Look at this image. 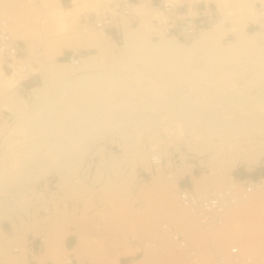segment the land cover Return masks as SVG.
Returning <instances> with one entry per match:
<instances>
[{
  "label": "rangeland",
  "instance_id": "374dc122",
  "mask_svg": "<svg viewBox=\"0 0 264 264\" xmlns=\"http://www.w3.org/2000/svg\"><path fill=\"white\" fill-rule=\"evenodd\" d=\"M48 1L52 4L58 3L56 13L60 15L62 23L53 18L51 13L45 12L43 6L48 4ZM75 1L81 2L74 4ZM202 1L214 5L228 23L223 27L222 34L218 35V45L228 47L240 55L243 51L240 45L242 38L251 39L253 44L257 45L263 43L258 29L254 27L259 23V18L250 0ZM17 2L27 6L20 7V11L7 7L6 15L0 19L9 21L12 36L25 43L28 52L34 57L35 64H31L25 57V60L12 66L14 75H11L9 70L4 72L1 68L0 71V186L6 189L11 186L8 183L19 185L18 178L22 176V180L25 175H8V172L5 173L6 169L14 167L17 170L22 165V159L29 160L37 154H32L35 141L30 142L27 135L29 128L26 130V127H34L35 124L37 129L42 127L39 122L32 125L29 123L30 119L42 115L45 111L44 104L46 106L52 101L67 102V99H72V95L69 97L71 92L65 90L69 88L66 89L67 85L70 86L69 83L78 78L118 75L127 71L125 62L120 63L124 60L121 47L125 43V27L129 31L142 32L150 44L163 39L174 40L182 47L191 48L190 52L197 57L200 52L192 46L199 36L222 28L207 29L196 37L186 34L176 37L164 36L152 25L156 14L149 7L140 5L134 10L133 18L123 20L122 31L119 33L92 30L85 34L82 22L105 10L108 0H72L68 5L61 0H40L39 5L25 0ZM25 8L30 11L25 12ZM60 24H63L64 28ZM154 34H157L158 38H152ZM92 42L94 46L90 45ZM85 43L89 46L81 48ZM35 44L41 45V55L32 53ZM74 49L81 51L83 60L90 55L96 57L98 64L87 70L82 67L83 63L82 68L71 66L66 59ZM24 63L28 64L30 71L39 76L41 81L31 92L18 88L19 83L26 79L21 73ZM254 64L255 62L252 65ZM131 65L135 67L133 70ZM131 65L129 68L132 72H142L140 64ZM59 70L69 72V76L65 80L60 76L58 78L54 73ZM194 72L198 74V71ZM125 79L126 89H122L123 93L121 89L118 95L110 91L106 93V98L116 104L122 96L124 100L132 97V93L127 91L136 92L135 87L139 91L143 89V104L135 113L138 118L136 124H133L135 127L127 125L130 126L127 128L122 124L125 128H121L120 124L121 127L114 124L112 128L108 124L103 138L98 136L95 129H91V136L88 127L80 132L81 138L79 134L74 135L79 137L77 139L69 136L61 139L49 138L52 140L50 141L47 137L46 140L49 141L45 142H49V145L40 148L38 157L45 159L44 162L47 163L51 161L49 164L54 167H51L43 178H34L30 183L21 181L17 191L0 195V205L5 199L10 201L3 202L6 213L0 214V245L8 252V258L15 264H65L69 256L88 264H179L175 261L178 257L183 261L181 264H217L218 256H229L230 249L238 247L242 256L251 258L253 264H264V252L263 255L256 256L253 249L254 242L264 234V198L253 208H248L257 194L264 193V189L253 193L246 202L229 209L223 217L221 227L204 230L196 217L180 208L176 181L166 179L168 173L183 179V183L190 178V185L196 192L208 193L213 189L228 187L233 176L264 178V172H261L264 171V156L251 168L240 163L233 166L231 160L236 159V156H217L216 148L210 146L207 141H196L190 135L170 133L165 124L167 117L156 114L150 104L162 88L159 81H145L139 78L140 81L135 75ZM41 91H44L43 94ZM34 93H38V96ZM155 124L160 127L157 128ZM85 131L88 133L85 134ZM83 134L85 137L82 138ZM261 134L252 135L256 138V152H264V131ZM133 140L137 146L136 151L145 149L143 156L130 152L128 145ZM106 143L121 147L119 159L115 160L110 156L113 163L111 167H105L100 161L90 175H84L83 166L89 153L99 149L101 154L105 155L103 146ZM79 151L81 162L72 165L76 158L79 160ZM74 154H77V157ZM155 154L163 157V167L151 165L150 157ZM64 158L69 162H65ZM12 160L14 162H11ZM156 185L160 186L159 192H154ZM185 222H189L190 229L199 235L198 243L187 240L182 231ZM163 223L172 224L181 237L190 243L197 252L196 258L179 252L173 243L160 238ZM131 236L145 243H154L155 246L149 250L129 246L125 239ZM31 237L45 238V245L40 253L28 250L27 243ZM14 247L19 248V253L13 252ZM123 254L126 257H118Z\"/></svg>",
  "mask_w": 264,
  "mask_h": 264
},
{
  "label": "bare ground",
  "instance_id": "6f19581e",
  "mask_svg": "<svg viewBox=\"0 0 264 264\" xmlns=\"http://www.w3.org/2000/svg\"><path fill=\"white\" fill-rule=\"evenodd\" d=\"M17 1L18 0H1L0 17L6 15L5 11L8 9L7 7L18 11L20 7L25 6ZM80 2L81 1H75L74 4H79ZM57 6L58 3L52 4L49 2L43 7L45 8V12L51 13L53 18L62 23L60 15L56 13ZM27 8H25V12L30 11ZM22 9L24 11V8ZM60 26L63 27V24H60ZM124 31H126L125 43L124 46L121 47V52L125 61L123 60V62L121 61L120 63L122 64L125 62V69L127 71L121 72L118 75L111 74L102 77H100V75L96 77H81L73 81V83H69L70 86L67 85L66 89L69 88L67 91L65 90V92H71L70 95H68L69 97L72 95L70 97L72 99L69 101L67 99V102L59 100L55 102L52 101V103L47 104L48 106L44 104V114L42 113L41 116L34 117L33 120L30 119L31 122L29 123L32 125L39 122L42 127L37 129L35 127L36 124L34 127H26V130L29 128L27 135L30 137V142L33 143V140L35 141L33 143L34 147H32V154L35 152L37 154L33 155L34 157L32 156L33 158L29 160L27 158L22 159V161L20 160L22 165L17 170L13 167L15 171H13L12 167L9 169L3 168L7 170L5 173L8 172V175L14 174L15 177H19L22 173H25L26 176L24 175L22 180L20 179L22 176L18 178L21 184V181L30 183L34 178H37V180L43 178L49 169L54 167L49 164L51 161L47 163L44 162L46 161L45 159L42 160L38 157V153L41 151L40 148L49 145V142H45L49 141V138L61 139L76 134H79L81 138L82 134L80 132L87 127L90 128L89 130L92 129L94 131L95 129V131L98 132V136L102 137L105 135L106 129H108V124L109 126L111 125L112 128L114 124L115 126H119L120 124L122 127H119L121 128H128L130 126L135 127L133 124H136L138 120L135 113L138 109H141V105L143 104L141 98L143 96L142 94L145 93L144 90L140 89L139 91L138 88L135 87L136 92L127 91L132 93V97L135 98L130 97L124 100L123 96H120L121 98L116 104L106 98V93L110 91L118 95L120 93L119 89H121V92L123 88L126 89L124 86L125 78L134 75L137 79L140 78L145 81L156 79L162 85L159 95H157L156 98L154 97V99L150 101V104L155 109L156 114L167 117V123L165 124L170 133L190 135L191 138L196 141L198 139L207 141L210 146L216 148L217 156L222 154L230 155L231 158L236 156V159L231 160L233 166L234 164L240 163L251 168L252 165L259 163V160L264 156V152H256V138L252 135H258L264 131V42L261 43V45H257L256 43L253 44L251 39L242 38L240 40V45L243 51L239 55L230 48L218 45L216 42L218 35L222 34L224 31L222 27L219 30L201 34L194 45L192 44V48L200 52V56L197 57L192 55L190 52L191 48L182 47L174 40L163 39L157 43L150 44L149 41L147 42L142 32L129 31L126 27ZM93 42L90 44L91 46H94ZM85 44H82L81 48L84 46L87 48L89 46ZM255 44L256 46H254ZM254 62L256 65H252ZM131 63L140 64L142 66V72H132L130 70L131 68H129ZM262 63L263 65H261ZM96 64H98L96 63V57L94 58V56L90 55L83 60L82 67L86 68L85 70H87V68L92 69ZM243 65L248 66H246V68ZM130 67H132V70L135 68L132 65ZM194 71H198V74ZM54 74H57L58 78L63 77V80L69 76V72L67 73L62 70ZM116 76H118V78ZM42 92L44 91H41V93ZM66 97L68 96L66 95ZM146 100L144 102L147 103ZM151 105L148 104V106ZM17 115L16 116L19 117L18 113ZM24 121L26 122V120ZM39 124L37 126H39ZM122 124L126 126L124 127ZM155 125L157 128L160 127L158 124ZM92 130L91 132L89 131L91 136ZM88 131H85V134L86 132L88 133ZM47 137L49 140H46ZM83 137H85V135L82 136V138ZM74 138L77 139L79 137L74 136ZM90 139L92 140V138ZM134 140L128 145L130 152L143 156L145 149L136 151L137 146H135L136 144L134 143L136 140ZM72 150H70V152ZM75 150L78 151V149ZM72 153H74V151ZM76 155L75 157H77ZM78 155L79 160L76 158V160L72 162V165L81 162L80 151ZM82 155L83 153L81 156ZM19 158L21 159V157ZM65 158L64 160L67 162L68 160L66 161ZM55 161L56 160H54V162ZM61 161L63 162V159ZM100 161L106 165L105 167H111L113 164L111 157L107 154H101L99 162ZM11 162H14V160ZM17 162L15 164L16 166ZM20 183L19 185L8 183V185H11L10 187L8 186V189L0 186V195L3 193L5 195L8 193L12 194L18 190L17 187L20 186ZM159 187V185H156L154 192H159ZM262 198H264V193L257 194L255 199L249 203L248 208H253ZM3 202L10 203L7 199L1 202L0 214L6 213V206ZM182 231L189 242H199V235L190 229L189 222L184 223ZM178 234L180 235V233ZM253 249L256 256L264 252V234L254 242ZM118 257H126V255L123 254ZM175 261L179 264L183 262L182 259L178 257L175 258ZM0 264H15L8 258V252L1 245Z\"/></svg>",
  "mask_w": 264,
  "mask_h": 264
},
{
  "label": "built area",
  "instance_id": "2783aa9c",
  "mask_svg": "<svg viewBox=\"0 0 264 264\" xmlns=\"http://www.w3.org/2000/svg\"><path fill=\"white\" fill-rule=\"evenodd\" d=\"M10 1V0H5ZM30 1L33 5H39L40 0H25ZM62 3L68 5L72 0H61ZM108 6L93 18L85 19L83 23V33L87 34L92 30H100L105 33L122 31V22L124 19L134 17V10L144 5L149 7L155 14L156 19L152 21L155 29L164 36H179L186 34L190 37H196L207 29H215L226 27L227 21L225 17L218 13L216 7L211 3L198 0H108ZM253 4L256 15L259 18V23L255 25L260 32L264 42V0H250ZM152 38H158L154 34ZM32 53L41 55L42 48L40 44H35ZM27 57L31 64L34 63V57L28 52L24 42L15 39L10 32V23L6 19H0V64L5 72L11 71V75L15 74L13 65L25 60ZM83 56L80 50L74 49L70 51L67 57V63L73 67H80L83 63ZM27 59V60H28ZM21 73L26 79L22 80L18 88L23 89L26 81L36 77L33 74L28 64L24 63L21 66ZM108 156L118 160L122 149L119 145L105 144L103 146ZM101 152L99 149L92 150L83 166V174H91L96 168L100 160ZM151 165L154 167H163L164 159L158 154L150 157ZM166 179L176 181L178 201L181 208L187 210L191 215L197 218L200 227L204 230L221 227L223 217L226 212L238 205L247 201L250 196L258 190L264 189V178H247L239 179L232 177L230 185L224 189L211 190L208 193H198L192 185L184 186L183 179L175 178L172 174H166ZM160 238L166 239L173 243L177 250L185 253L190 258H196V250L184 240L169 223H163L161 226ZM129 246L139 247L142 250H149L155 246L154 243H145L138 238L131 236L125 239ZM45 245V238L28 239L27 247L29 251L40 253ZM14 253H19V248H13ZM233 261V262H230ZM217 264H253L249 257L242 256L238 247H232L229 256L220 255L216 260ZM66 264H88L85 261H78L72 256H69Z\"/></svg>",
  "mask_w": 264,
  "mask_h": 264
},
{
  "label": "crops",
  "instance_id": "0c3cea01",
  "mask_svg": "<svg viewBox=\"0 0 264 264\" xmlns=\"http://www.w3.org/2000/svg\"><path fill=\"white\" fill-rule=\"evenodd\" d=\"M40 83H41V81H40V77H39V76H38V77L36 76V77H34L33 79L26 81V82L24 83V85H23V89L31 92V91L33 90V88H34L35 86L39 85ZM261 172H264V171H261ZM239 179H241V180H243V179H247V176H246V175H242V176L239 177ZM190 184H192V181H191L190 178H188V179L186 180V182L183 183L184 186H188V185H190ZM123 262H124V261H123Z\"/></svg>",
  "mask_w": 264,
  "mask_h": 264
}]
</instances>
